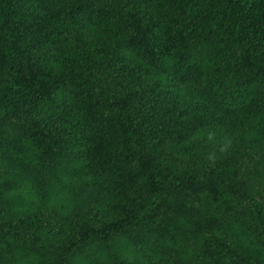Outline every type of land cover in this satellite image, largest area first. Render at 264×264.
Masks as SVG:
<instances>
[{
	"label": "trees",
	"instance_id": "obj_1",
	"mask_svg": "<svg viewBox=\"0 0 264 264\" xmlns=\"http://www.w3.org/2000/svg\"><path fill=\"white\" fill-rule=\"evenodd\" d=\"M0 264H264V0H0Z\"/></svg>",
	"mask_w": 264,
	"mask_h": 264
}]
</instances>
